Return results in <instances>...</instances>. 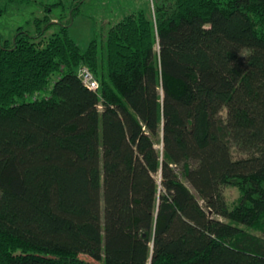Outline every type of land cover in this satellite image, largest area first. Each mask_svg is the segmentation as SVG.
Returning a JSON list of instances; mask_svg holds the SVG:
<instances>
[{
    "label": "trees",
    "instance_id": "obj_1",
    "mask_svg": "<svg viewBox=\"0 0 264 264\" xmlns=\"http://www.w3.org/2000/svg\"><path fill=\"white\" fill-rule=\"evenodd\" d=\"M154 3L0 36V264H264V0Z\"/></svg>",
    "mask_w": 264,
    "mask_h": 264
},
{
    "label": "rangeland",
    "instance_id": "obj_2",
    "mask_svg": "<svg viewBox=\"0 0 264 264\" xmlns=\"http://www.w3.org/2000/svg\"><path fill=\"white\" fill-rule=\"evenodd\" d=\"M79 1L81 0H0V36L3 40L13 41L19 28L37 35L36 21L48 16V20L57 19L65 24L71 21V34L83 48L87 47L92 38H96L102 53L106 52L110 27L130 12L143 9L150 18L155 19V0H83L77 7ZM40 23L43 28L49 25L43 20ZM60 27L61 24L49 25L44 39H49ZM57 78L58 76L53 77L52 82ZM233 153L235 157L244 155L236 146L233 147ZM224 191L230 208H233L241 198V189L237 185H230ZM246 229L264 240L262 230Z\"/></svg>",
    "mask_w": 264,
    "mask_h": 264
},
{
    "label": "built area",
    "instance_id": "obj_3",
    "mask_svg": "<svg viewBox=\"0 0 264 264\" xmlns=\"http://www.w3.org/2000/svg\"><path fill=\"white\" fill-rule=\"evenodd\" d=\"M79 76L87 87L94 91L100 90V82L87 66H82L80 68Z\"/></svg>",
    "mask_w": 264,
    "mask_h": 264
},
{
    "label": "clouds",
    "instance_id": "obj_4",
    "mask_svg": "<svg viewBox=\"0 0 264 264\" xmlns=\"http://www.w3.org/2000/svg\"><path fill=\"white\" fill-rule=\"evenodd\" d=\"M239 54L243 57H246L247 53H244V52H239Z\"/></svg>",
    "mask_w": 264,
    "mask_h": 264
},
{
    "label": "crops",
    "instance_id": "obj_5",
    "mask_svg": "<svg viewBox=\"0 0 264 264\" xmlns=\"http://www.w3.org/2000/svg\"><path fill=\"white\" fill-rule=\"evenodd\" d=\"M51 20H52V19H51ZM52 21H53V22H58V20H57V19H53Z\"/></svg>",
    "mask_w": 264,
    "mask_h": 264
}]
</instances>
